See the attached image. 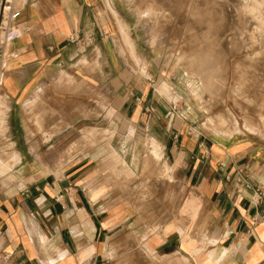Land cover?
I'll return each mask as SVG.
<instances>
[{
    "label": "crops",
    "instance_id": "crops-1",
    "mask_svg": "<svg viewBox=\"0 0 264 264\" xmlns=\"http://www.w3.org/2000/svg\"><path fill=\"white\" fill-rule=\"evenodd\" d=\"M106 9L104 0H37L17 22L21 35L7 48L16 57L4 65L0 87L10 106L51 114L4 117L3 134L19 161L0 182V264H264V144L187 123L191 113L169 112L150 76L119 72L112 82L115 117L124 125L119 147L111 149L125 159L118 153L103 159L108 144L97 145L94 152L104 151L98 156L69 157L68 139L59 138L82 119L75 112L85 102L81 88L108 86L107 40L83 54L108 29ZM96 50L99 69L88 63ZM82 59L88 64L81 66ZM63 69L74 72L76 84L67 103L57 96ZM23 135L35 136L29 162ZM147 138L150 153L158 146L162 160L149 158L146 194L140 172ZM44 148L50 159L40 157ZM28 166L35 169L23 188ZM157 182L164 183L158 194ZM157 197H173L178 206L157 217Z\"/></svg>",
    "mask_w": 264,
    "mask_h": 264
},
{
    "label": "rangeland",
    "instance_id": "rangeland-1",
    "mask_svg": "<svg viewBox=\"0 0 264 264\" xmlns=\"http://www.w3.org/2000/svg\"><path fill=\"white\" fill-rule=\"evenodd\" d=\"M104 3L108 29L102 30L100 38L94 39L83 54L92 53L97 41L107 40L102 64L107 69L108 86L102 91L93 86L81 88L79 98L85 102L77 104L75 112L82 114V119L59 138L68 139L69 157H95L104 153L94 152L97 145L108 144L103 159L116 157L117 153L125 159V152L111 149L119 147L118 131L124 125L115 117L114 83L119 72L129 79L150 76L156 96L169 102V112L191 113L187 115L189 124L223 137L249 138L264 144V0H122L119 8L113 0ZM91 58L88 63L99 69V51ZM85 60L82 59L81 66L88 64ZM73 74L68 69L59 72L57 96L64 103L71 101L76 88ZM65 107L69 109V105ZM6 114L51 112L39 111L35 105L28 109L19 104L10 106L0 87V182L12 175L10 170L19 161L3 134ZM34 138L23 135V156L27 162L35 159V149L27 150L35 146ZM150 141L145 140L141 156L146 166L140 172L141 180H145L140 186L146 194L147 179L153 175V161L149 158L162 160L158 146L154 145L150 153ZM44 149L40 157L50 159L52 153ZM26 169L23 188H28L26 177L35 167ZM154 173L164 179V173ZM162 184L156 183L157 194ZM143 202L148 203L147 196ZM155 203L157 217L162 218L164 215L159 213L164 207L172 213L178 206L173 197H157Z\"/></svg>",
    "mask_w": 264,
    "mask_h": 264
},
{
    "label": "built area",
    "instance_id": "built-area-1",
    "mask_svg": "<svg viewBox=\"0 0 264 264\" xmlns=\"http://www.w3.org/2000/svg\"><path fill=\"white\" fill-rule=\"evenodd\" d=\"M34 1L37 0H0V76L6 62L16 57L8 53L7 48L21 35L17 22L28 4Z\"/></svg>",
    "mask_w": 264,
    "mask_h": 264
},
{
    "label": "bare ground",
    "instance_id": "bare-ground-1",
    "mask_svg": "<svg viewBox=\"0 0 264 264\" xmlns=\"http://www.w3.org/2000/svg\"><path fill=\"white\" fill-rule=\"evenodd\" d=\"M15 157H16V155H15Z\"/></svg>",
    "mask_w": 264,
    "mask_h": 264
}]
</instances>
